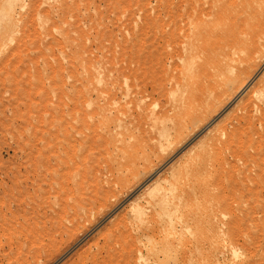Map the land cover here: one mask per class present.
Segmentation results:
<instances>
[{
	"label": "rangeland",
	"instance_id": "rangeland-1",
	"mask_svg": "<svg viewBox=\"0 0 264 264\" xmlns=\"http://www.w3.org/2000/svg\"><path fill=\"white\" fill-rule=\"evenodd\" d=\"M263 178L264 0H0V264H264Z\"/></svg>",
	"mask_w": 264,
	"mask_h": 264
},
{
	"label": "bare ground",
	"instance_id": "bare-ground-1",
	"mask_svg": "<svg viewBox=\"0 0 264 264\" xmlns=\"http://www.w3.org/2000/svg\"><path fill=\"white\" fill-rule=\"evenodd\" d=\"M213 7H209V9H211ZM204 9V8H202ZM206 9V8H205ZM199 12V11H198ZM202 12V11H201ZM206 15V17L204 19L200 18L201 22V27L202 30L198 31L195 35V39H199L201 36L203 35H207V36H212L216 38V42L212 45V47L206 49L208 50V53L206 55V57L204 56L203 58V62L199 63L200 67H203L204 70L207 72L208 78L213 77L214 74H216L218 71H221V69L223 68H227L228 65H230V63H228L229 60V55L237 52L240 48V44L242 43V41L240 42L239 40H237V36L235 34V31L233 30V28H228L222 32H217L215 33V31L213 32V30L210 28H208V24H206L207 19L211 18V16L214 17H219L221 16V11L220 9H216V10H209V11H204V13ZM198 19V18H197ZM206 21V22H205ZM208 23V22H207ZM254 29V28H253ZM221 33V34H220ZM258 36V35H257ZM252 41L253 38L255 37H251ZM195 39L193 42H191L189 44V48H191L190 46H196L197 43L195 42ZM241 40V39H240ZM255 40V39H254ZM256 42V41H255ZM243 44V43H242ZM241 44V45H242ZM197 47V46H196ZM245 47V46H243ZM246 48V47H245ZM243 48V49H245ZM248 48V47H247ZM202 49V48H201ZM249 50V49H248ZM251 51V48H250ZM255 51V50H254ZM204 52V51H203ZM206 53V52H205ZM252 53V51L250 52ZM249 54V53H248ZM243 58V57H242ZM246 58V57H245ZM241 60V59H240ZM244 60V59H242ZM207 61H211L213 62V64H207ZM250 65V64H249ZM196 169V168H195ZM198 169V168H197ZM193 171V170H192ZM264 180V178H263ZM262 184H264V182H261ZM262 184H257L258 186H260L261 188L263 187ZM259 188V187H258ZM259 188V189H261ZM255 192V191H254ZM259 192V191H258ZM86 206V205H85ZM63 208V207H62ZM64 210V208H63ZM61 212V211H60ZM61 214V213H60ZM63 218V216H62ZM60 221V220H59ZM76 222V221H75ZM73 223V222H72ZM61 224V223H60ZM58 226V225H57ZM64 228V227H62ZM67 228V227H66ZM69 228V227H68ZM71 229V228H70ZM61 230V229H60ZM59 230V231H60ZM63 230V229H62ZM58 231V232H59ZM62 232V231H61ZM60 233V232H59ZM51 239V238H50ZM56 239V238H55Z\"/></svg>",
	"mask_w": 264,
	"mask_h": 264
}]
</instances>
